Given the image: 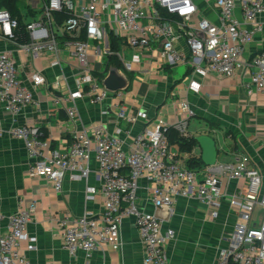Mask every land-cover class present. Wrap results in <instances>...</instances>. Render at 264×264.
<instances>
[{
  "label": "built area",
  "instance_id": "obj_1",
  "mask_svg": "<svg viewBox=\"0 0 264 264\" xmlns=\"http://www.w3.org/2000/svg\"><path fill=\"white\" fill-rule=\"evenodd\" d=\"M39 4L40 17L27 23L29 41L20 45L32 59L51 52L55 66L62 65L61 52L65 48L76 57L79 62L76 90L68 87L57 98V102L74 103L67 110L73 120L80 119L78 101L89 99L92 104H99L109 97L117 100L120 122L135 120L121 103L123 90H107L105 78L95 76L90 63L91 56L106 61L112 53L111 36L141 58L155 45L164 65L190 66L202 77L211 73L232 77L244 70L250 75L248 91H264V49L246 58L247 46L264 32V0L31 1L34 7ZM208 9L215 12L216 19L202 15ZM18 27V19L0 8V39L12 40ZM67 35L70 38L59 41L58 37ZM180 42L182 48L178 47ZM115 55L124 73L134 72L133 61L124 48ZM30 80L34 88L48 85L42 71L34 72ZM61 84L55 81L51 85L59 90ZM192 87L199 89V82L193 81ZM0 101L5 112L12 115L35 104L34 93L21 76L13 54L1 49ZM187 110L191 115L192 111ZM168 129L176 130L183 138L191 137L187 120L175 123L159 120L137 133L129 147L101 125L91 131L75 132L63 148L53 146L38 127L16 125L11 133L26 145L31 160L30 175L46 179L56 192L62 191L65 178L87 183L92 160L96 163L100 187L88 186L86 197L91 200L101 194L103 212L65 215L60 221L63 247L72 256L79 251L90 256L104 247L119 251L122 224L127 216L133 215L144 245V264H171L166 245L175 237L176 230L173 226L164 229V223L173 217L179 199L195 198L217 218L222 200L228 197L230 207L238 211L239 220L220 248L216 264H264V186L260 171L251 167L249 158L243 155L229 163L190 168L172 152ZM4 133L0 120V139ZM225 179L241 184L229 194L222 188ZM142 181L146 186L140 185ZM142 188L146 193L140 197ZM141 199L154 206L156 212L140 208ZM36 206V201H32L11 215L8 233L0 235V264H28L20 243L27 235ZM157 211H164L165 217H160ZM35 249L36 243L31 241L28 251Z\"/></svg>",
  "mask_w": 264,
  "mask_h": 264
},
{
  "label": "crops",
  "instance_id": "obj_2",
  "mask_svg": "<svg viewBox=\"0 0 264 264\" xmlns=\"http://www.w3.org/2000/svg\"><path fill=\"white\" fill-rule=\"evenodd\" d=\"M20 5L22 18L26 23L36 20L33 13L25 19L22 10H38L25 0ZM204 3V2H203ZM241 16L240 10L236 11ZM213 19L215 12L204 11ZM264 23V17L262 18ZM183 44H178L182 48ZM133 61V71L124 73L122 66L113 62L100 61L94 56L90 63L95 71L104 72L106 78L112 69L128 80L124 92L123 103L134 122H120L117 116V100L109 97L103 103L92 104L89 99L78 101L80 119L73 120L67 110L74 106L71 101L57 102L70 87L76 90V79L79 62L69 49L61 52L62 65H53L51 52L32 59L27 56L21 45L9 39H0V49L10 51L17 61L19 71L27 85L34 93L35 104L29 105L17 115L8 114L0 101V120L5 133L0 139V235L8 233L10 217L21 208H26L36 201V210L28 225L27 235L20 243L28 264H144V245L136 227L135 217L127 216L122 224V248L119 251L110 247L97 249L88 256L79 251L72 256L63 247L60 221L65 215L73 217L85 213L99 214L104 210L101 194L91 200L86 197L88 186L100 187L95 172L96 163L91 162L92 172L88 182L74 181L65 178L61 192H56L53 185L44 178L30 175L31 160L23 140L14 137L11 129L16 125L38 127L53 146L67 147L73 134L82 129L91 131L96 126H103L111 135L124 140L129 147L134 136L157 121L175 123L188 121V130L192 137L209 135L214 137L219 150L218 163L233 162L238 155L247 156L250 166L257 168L263 176L264 186V91L249 92L247 85L250 75L240 70L232 77H220L211 73L202 77L190 66L177 65L169 67L159 58V50L154 45L151 52L142 58L127 46L121 45ZM264 49V32L256 35L254 41L247 46L246 58L252 57ZM92 55V54H91ZM36 71L45 73L48 85L34 88L30 77ZM125 75H124V74ZM61 81L56 90L52 83ZM193 81L199 82V89L192 87ZM188 109L192 111L190 115ZM120 131V132H119ZM171 150L190 168H204L193 165L194 159H202L199 143L192 152H182L178 144L171 145ZM236 180L223 181L222 188L229 194L234 193L240 185ZM141 186H146L142 181ZM146 191L140 190V197ZM140 208L148 212H156L154 206L144 200L138 202ZM165 217L164 211H157ZM239 220L236 209H232L229 198L222 200L217 218L212 217L211 210L195 198H181L175 206L173 217L164 223V229L173 226L175 237L166 245V254L171 264H216L220 248L226 238L231 237ZM35 241L36 249L28 251V245Z\"/></svg>",
  "mask_w": 264,
  "mask_h": 264
},
{
  "label": "trees",
  "instance_id": "obj_3",
  "mask_svg": "<svg viewBox=\"0 0 264 264\" xmlns=\"http://www.w3.org/2000/svg\"><path fill=\"white\" fill-rule=\"evenodd\" d=\"M21 1H24V0H0V8L8 10L11 13V15L14 18L18 19V21H19V27L15 30V35H14V38L12 39V41H15L19 44H23V43L29 41V34L27 31V23L24 21V19L22 18V14H21V9H20V5H22V4H20ZM29 12L33 13L32 10H30V8H29ZM63 18H64V15H62V19ZM68 38H70L68 35L66 37H58L60 42H63L64 40H66ZM82 38H83V36H82ZM110 42H111L112 53L106 57V61H107L106 64H107V66H109V64L113 62L118 67H121V64L115 58L116 57L115 52L121 48L122 41L111 36ZM169 67H167V69H169ZM93 73L95 76L102 79V76H100V75L104 74V76H105L106 70L104 72L94 71ZM167 135H168V138L170 141V145L178 144L180 151H182V152H192L193 147L196 145V142H197L196 138L192 137V136L187 138V139L181 137L179 135V133L174 129H168ZM44 136H45V134H44ZM193 159H194L193 165L196 164L199 166L203 163L201 157H199V158L195 157Z\"/></svg>",
  "mask_w": 264,
  "mask_h": 264
},
{
  "label": "water",
  "instance_id": "obj_4",
  "mask_svg": "<svg viewBox=\"0 0 264 264\" xmlns=\"http://www.w3.org/2000/svg\"><path fill=\"white\" fill-rule=\"evenodd\" d=\"M104 86L110 92L125 90L128 86V80L118 69H112L103 81ZM197 142L202 150V160L206 165H214L218 161L219 150L214 137L209 135H200L196 137Z\"/></svg>",
  "mask_w": 264,
  "mask_h": 264
},
{
  "label": "rangeland",
  "instance_id": "obj_5",
  "mask_svg": "<svg viewBox=\"0 0 264 264\" xmlns=\"http://www.w3.org/2000/svg\"><path fill=\"white\" fill-rule=\"evenodd\" d=\"M36 1H38V0H35V2ZM20 4H23V5H26V1L24 0V1H21L20 2ZM41 8H42V5L41 4H39L38 5V10H32V11H34V16H35V18H39L40 17V14H41ZM22 13H23V16H24V18L25 19H30L31 17H29L27 14L29 13V10L27 9L26 10V8H24L23 10H22ZM101 45V44H100ZM183 67H185V66H183Z\"/></svg>",
  "mask_w": 264,
  "mask_h": 264
}]
</instances>
